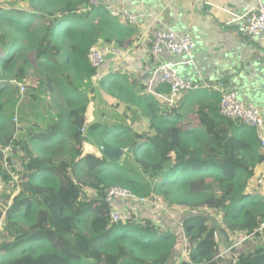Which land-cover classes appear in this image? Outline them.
Listing matches in <instances>:
<instances>
[{"label": "trees", "instance_id": "obj_1", "mask_svg": "<svg viewBox=\"0 0 264 264\" xmlns=\"http://www.w3.org/2000/svg\"><path fill=\"white\" fill-rule=\"evenodd\" d=\"M15 2L0 8V184L9 189L0 202V264H167L176 234L151 220L149 206L141 214L150 219L133 213L125 223L112 222L113 207L124 202L107 201L114 187L184 211L180 264H264V242L247 252L221 248L263 238L264 149L256 131L223 117L217 106H204L197 122L185 123L173 115L176 107L108 79L101 85L114 116L132 120L138 113L139 121L88 123L98 75L89 51L99 42L129 48L134 26L88 0ZM22 95L38 103L44 95L40 108L48 114L42 124L28 122L21 138L14 119ZM88 140L100 149L122 148L121 163L102 151L85 153Z\"/></svg>", "mask_w": 264, "mask_h": 264}, {"label": "crops", "instance_id": "obj_2", "mask_svg": "<svg viewBox=\"0 0 264 264\" xmlns=\"http://www.w3.org/2000/svg\"><path fill=\"white\" fill-rule=\"evenodd\" d=\"M260 4H264V0H202L198 4L190 0H101L107 12L110 8L125 10L135 16L137 22L133 25L132 45L126 49L130 52L129 56L116 59L109 57L98 71L96 89L86 114L88 123L100 122L102 117V110L94 116L91 114L93 97L102 105L104 101L110 104L106 98L109 92L101 85L103 79H108L107 82L120 80L131 92L144 93L163 103L157 93H165L161 90L166 86L153 80L156 61L149 57V52L155 35L168 29L180 35H191L196 46L191 57L164 55V61L174 63L181 76L200 87L177 100L173 111L176 119L184 120L185 123L189 120L197 122L198 111L204 106L219 108L221 94L208 87L218 83L235 91L243 101L256 104L264 115V103L247 97L246 90L256 75H264V35L252 38L230 24L235 15L245 14ZM24 97L16 106V126L18 117L23 116L22 111L19 116L17 110ZM137 117L138 122L139 115ZM23 122L24 127H27L28 122ZM30 123L33 124L32 121ZM25 135L26 129L23 135L17 136L22 138ZM92 145L95 148L93 153L100 156L102 149L96 144ZM261 171L264 172V160Z\"/></svg>", "mask_w": 264, "mask_h": 264}, {"label": "built area", "instance_id": "obj_3", "mask_svg": "<svg viewBox=\"0 0 264 264\" xmlns=\"http://www.w3.org/2000/svg\"><path fill=\"white\" fill-rule=\"evenodd\" d=\"M190 1L195 4L202 2V0ZM88 3L90 6H99L101 0H88ZM110 14L113 17H123L131 24H136L137 22L135 16L121 9L110 8ZM230 24L236 26L242 34L252 38L264 35V4H260L245 14L235 15ZM195 46L191 35H180L172 29L158 32L153 39L149 52V57L156 61L153 80L168 88L169 94L158 92L157 96L169 106L175 105L177 100L184 94L198 89L199 86L181 76L175 69V64L165 62L163 56L191 57ZM129 54L128 50H122L99 42L91 47L88 61L93 68L100 69L107 58L128 57ZM14 83L19 86L22 94L26 91V87L23 84ZM214 88L221 94L220 114L229 120H234L254 129L264 149V115L260 111V108L254 103L243 101L236 92L226 90L223 84H218ZM14 121L17 122V118ZM82 132H85V129ZM259 184H262L261 180ZM119 199L126 201L127 205L123 204L119 207H113L110 216L114 223L127 222L131 219L132 213H141V210L147 208L151 203L146 198L135 196L130 191L119 187H114L108 191L107 201L114 202ZM262 229H264V224L261 226ZM215 238H218L217 234H215ZM248 239L249 237L239 238L235 247Z\"/></svg>", "mask_w": 264, "mask_h": 264}, {"label": "rangeland", "instance_id": "obj_4", "mask_svg": "<svg viewBox=\"0 0 264 264\" xmlns=\"http://www.w3.org/2000/svg\"><path fill=\"white\" fill-rule=\"evenodd\" d=\"M17 2H15V0H0V8H5L8 9V7L10 6V4H14ZM19 4V3H18ZM27 83V84H26ZM24 83L26 86H29L28 84L30 82H26ZM29 88V87H28ZM28 93V92H27ZM29 97H32L33 94H28ZM46 97L43 95L42 98L39 100V103L37 100H30V98H28L27 96H25L22 100V105H24V112H23V116L22 117H18V125H17V135L21 136L24 134V129H26L27 127H24L25 123L24 121L27 122H36V123H41V121L43 120V117L46 116L48 114V112H46V108L43 106L40 108V105H42V103L45 101ZM92 104H91V114L92 116H94L93 114H95L96 112H99L102 110L101 112V119L100 121H104L106 123V125L108 126H121V125H125V126H133L134 121H136L138 119L137 115L138 113H135V118L134 119H130L129 117H125L123 118V120L117 118L114 116V108L108 104L106 101L103 102V105L100 104V102L96 99V98H92ZM21 105V106H22ZM32 105H36L35 107V111H33L32 109ZM40 108V111L43 110V114H39L38 110ZM20 116V114H19ZM20 131H22V134H20ZM85 138H87V135H84ZM93 153V151H95V148H93V145L91 143H89V140L85 143V153ZM5 158L4 160L6 161V163L8 164V157L9 155L11 156V152L10 150L6 151L5 153ZM10 158V157H9ZM126 158H129L126 156ZM14 159V158H13ZM113 163V162H112ZM121 163V162H120ZM119 163V164H120ZM117 164V163H114ZM141 171V170H140ZM143 173V171H141ZM3 191L8 192L9 193V189L8 187L4 186L3 184H0V202L2 200V193ZM124 205H127L126 202H123ZM148 208L152 209V216L153 219L151 220H155L156 222L160 223L161 225H163L166 228L171 229L177 236V240H178V244H177V251L173 254V258L167 263V264H180L181 260L183 258H185V250H184V235H183V228H182V220L184 218L183 214V210L182 211H172L170 210V208L166 207L165 205L162 204H155L154 202H151ZM160 208L161 209V213L156 211V208ZM133 214V213H132ZM138 216L139 220H142V218H149V216L147 215H143L141 213L136 214ZM163 215V216H162ZM163 217V218H162ZM160 218V219H158ZM216 223L219 222L218 219H220L219 217H212ZM150 219V218H149ZM262 231H264V229H262ZM263 238H261L260 240H254V239H249L248 241L242 243L239 245L238 250H240L239 252H247L250 251L252 249H254L256 246H258L259 244L264 242V233H262ZM219 237V235H218ZM224 237V236H223ZM225 238V237H224ZM223 242V241H222ZM236 243H229L228 241L225 242V244H222V251L223 252H229L230 250L236 248L235 247Z\"/></svg>", "mask_w": 264, "mask_h": 264}, {"label": "water", "instance_id": "obj_5", "mask_svg": "<svg viewBox=\"0 0 264 264\" xmlns=\"http://www.w3.org/2000/svg\"><path fill=\"white\" fill-rule=\"evenodd\" d=\"M242 86H246L244 82L241 81ZM247 90V97L251 98L252 100L259 101V103H264V75L262 73L256 75L254 79H252L248 83ZM102 152L108 159L113 162L119 164L124 156V150L122 148H115V149H107L105 147H101Z\"/></svg>", "mask_w": 264, "mask_h": 264}, {"label": "clouds", "instance_id": "obj_6", "mask_svg": "<svg viewBox=\"0 0 264 264\" xmlns=\"http://www.w3.org/2000/svg\"><path fill=\"white\" fill-rule=\"evenodd\" d=\"M101 5V4H100ZM123 11H125V10H123ZM108 13H109V15L111 16V17H113L111 14H110V9L108 10ZM132 15V14H131ZM113 18H119V19H124L126 22H129L128 20H126L125 18H123V17H113ZM130 23V22H129ZM131 24V23H130ZM132 25H135V24H132ZM124 50H126V49H124ZM89 64H90V62H89ZM105 64V63H104ZM104 64L101 66V68L104 66ZM91 65V64H90ZM92 67V66H91ZM100 68V69H101ZM94 69H96V68H94ZM100 69H96L97 70V73H98V71L100 70ZM98 76V75H97ZM2 83H3V81L0 83V86L2 85ZM218 84H223V83H218ZM218 84H216V85H218ZM216 85H213V86H208V87H210V88H213V89H215L214 87L216 86ZM224 85V84H223ZM224 87H225V85H224ZM200 88V87H199ZM226 88V87H225ZM216 90V89H215ZM226 90H228V89H226ZM217 91V90H216ZM230 91V90H229ZM232 91V90H231ZM217 92H219V91H217ZM235 92V91H234ZM220 93V92H219ZM165 94H169V92L168 93H165ZM185 95V94H184ZM238 95V94H237ZM22 96H24V95H22ZM183 97V96H182ZM163 102V101H162ZM163 104H165V105H167L169 108H171V107H175L176 105H172L171 107L168 105V104H166L165 102H163ZM219 113H220V107H219ZM83 133H85V132H83ZM125 152V151H124ZM111 202V201H110ZM124 202H126V201H124ZM111 203H113V202H111ZM124 204V203H123ZM122 204V205H123ZM114 207H116V206H114ZM119 207V206H118Z\"/></svg>", "mask_w": 264, "mask_h": 264}]
</instances>
